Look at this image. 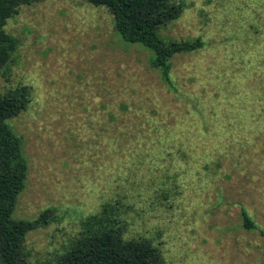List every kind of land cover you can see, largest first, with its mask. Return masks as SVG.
<instances>
[{"label":"rangeland","instance_id":"1","mask_svg":"<svg viewBox=\"0 0 264 264\" xmlns=\"http://www.w3.org/2000/svg\"><path fill=\"white\" fill-rule=\"evenodd\" d=\"M180 2L159 36L202 47L169 61L171 87L104 6L38 0L6 21L0 95L21 100L5 124L27 162L12 218L52 213L26 264H53L105 205L163 264L264 263V0Z\"/></svg>","mask_w":264,"mask_h":264},{"label":"trees","instance_id":"2","mask_svg":"<svg viewBox=\"0 0 264 264\" xmlns=\"http://www.w3.org/2000/svg\"><path fill=\"white\" fill-rule=\"evenodd\" d=\"M33 1L38 0H0V70L16 48V40L7 35L3 27L18 5ZM86 1L108 9L114 18L115 30L124 41L139 44L154 53L150 65L159 70L161 80L170 87L169 61L177 54L190 53L202 47L200 41L167 42L159 36L162 28L182 14L180 0ZM21 109L18 96L0 95V264H26L23 250L26 234L45 226L52 219L50 211H45L32 222L12 218L17 198L25 187L27 162L21 154L20 140L5 120ZM109 209L112 207L105 205L99 213L84 218L75 246L53 264H163L159 250L149 240L123 239L122 227L114 210ZM241 218L244 229H256L243 210Z\"/></svg>","mask_w":264,"mask_h":264}]
</instances>
